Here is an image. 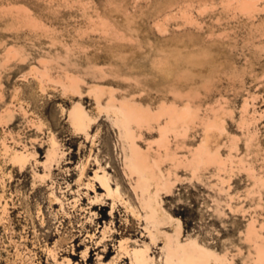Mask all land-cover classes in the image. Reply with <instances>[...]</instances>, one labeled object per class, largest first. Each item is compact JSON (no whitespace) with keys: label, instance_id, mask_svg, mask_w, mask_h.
Returning <instances> with one entry per match:
<instances>
[{"label":"rangeland","instance_id":"rangeland-1","mask_svg":"<svg viewBox=\"0 0 264 264\" xmlns=\"http://www.w3.org/2000/svg\"><path fill=\"white\" fill-rule=\"evenodd\" d=\"M164 1L0 0V264H264V0ZM192 33L212 65L165 89L148 53ZM163 99L129 126L156 192L113 111Z\"/></svg>","mask_w":264,"mask_h":264},{"label":"bare ground","instance_id":"bare-ground-1","mask_svg":"<svg viewBox=\"0 0 264 264\" xmlns=\"http://www.w3.org/2000/svg\"><path fill=\"white\" fill-rule=\"evenodd\" d=\"M169 1L170 0H165L164 4H168ZM203 1H207V0H203ZM115 14L117 13L115 12ZM116 16L118 17V14ZM128 24L132 25L131 22H128ZM172 38H171L172 40L167 41L166 43L164 42L163 43L164 45L162 44L163 46H161V44L160 47L159 45H157L158 48L156 47L152 49L150 51L151 54L148 53L151 60L150 73L151 75L152 74L154 75V77L156 78L155 80H158L157 78H159V81L157 82L158 83L161 82L162 85L165 87V89L166 87H168V89L171 88L174 91L177 88V85L181 84L183 85L182 87L183 91L185 89L188 90V88L191 85H194V83H196V80L199 77H204L207 74L209 64L212 65V61H213L212 59L214 55L213 48L211 49L210 46L206 45L207 42L206 44L201 42V40L193 33L187 34L185 37L183 36V37H177V38L172 37ZM166 101H167L166 99H163L155 107L152 106L154 105L152 103L147 105L142 102L133 103L130 100H126L123 102V108L121 111L120 110L113 111L116 116L115 123L123 127L124 134L126 138L129 140L131 154H132L130 161L133 172L135 173L142 172L150 180H152L156 187V192L159 191L158 188V186L160 185L159 179H157L155 171L153 170L152 166H150L143 158L139 157V151L137 149V145L135 142V136L130 130L129 126L132 122L141 123L142 121H148L151 117H154L155 115L159 116L166 112L169 113V111H167L168 106L166 105ZM154 110H157L156 114L154 113ZM71 116L74 125L78 129L87 128L88 123L90 122V118L81 108H76V110L72 112ZM179 116L182 119L184 118L187 119L186 121L188 122V120H191L193 118V112L190 111V107L187 106L185 109L181 111ZM203 149L201 150L200 153H198L199 157L201 155V159H199L198 157L199 163H203V165H209L210 163H213L216 160V156L213 157V155H210V153L205 147ZM55 150L57 153V149ZM99 178L101 179V182L107 188V190L111 192V187L106 181V178L104 177H99ZM145 207L148 211L149 218H154L156 215L160 214L159 202L157 197L155 196L154 197L150 196L149 200L145 202ZM184 248L185 247L183 246V249ZM169 250L170 252L167 258L168 264H210L206 258L203 259L202 257L195 255L192 251H186L182 256H179L176 250L170 249V246H169ZM133 255L138 264L144 262L145 260L144 255L141 251L137 249H133ZM258 255L259 258H262L263 251L261 249H259Z\"/></svg>","mask_w":264,"mask_h":264}]
</instances>
